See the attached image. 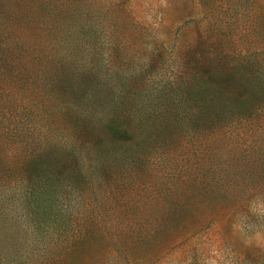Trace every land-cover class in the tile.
I'll return each instance as SVG.
<instances>
[{"label":"rangeland","instance_id":"obj_1","mask_svg":"<svg viewBox=\"0 0 264 264\" xmlns=\"http://www.w3.org/2000/svg\"><path fill=\"white\" fill-rule=\"evenodd\" d=\"M85 16L98 29L78 69L126 91L140 71L136 107L175 111L159 117L162 147L138 160L48 163L33 183L19 143L40 138L50 115L35 78L61 70L72 21ZM213 53L230 66L264 57V0H0V264H264V99L260 115L236 108L200 135L199 60Z\"/></svg>","mask_w":264,"mask_h":264},{"label":"trees","instance_id":"obj_2","mask_svg":"<svg viewBox=\"0 0 264 264\" xmlns=\"http://www.w3.org/2000/svg\"><path fill=\"white\" fill-rule=\"evenodd\" d=\"M78 18L75 22L73 19L70 37L63 43L67 47L63 58L58 60L61 62V70L53 71L51 76L39 71L35 78V84L40 88V95L45 102L41 111L50 115H46L45 123L43 119H38L43 121L38 124V120H35L36 114L33 115L31 110L22 112L23 116L27 112L28 116L29 113L32 115L30 121L33 125L37 123L39 127H45L40 138L30 135L29 140L26 138L19 143V148L23 147L20 158L30 170L28 177L33 183L43 180L41 167L48 163L68 162L70 167L78 170L88 166L101 169L121 163L127 155L131 156L133 161L138 160L151 146L160 145L157 143L160 136L166 138L162 133L167 128V121L163 122L159 117L166 119L170 114L167 113L168 109L173 108L152 103L139 104L136 107L135 99L141 96L146 83L145 76L142 77L140 71H133L134 73L126 78L130 81L126 91L119 89L120 85L110 74L94 73V70H87L86 67L83 70L78 69L88 60L83 54V44H90L98 29H93L92 25L87 24L86 16L83 20ZM258 55L255 54L256 59L252 60L238 56L239 59H236L237 62L235 65L232 63V66L226 58L214 53L205 65H202L203 60H199L200 135L218 132L216 128L221 127V118L228 116L236 108L243 111L245 116L260 115L262 106L259 103L258 106L255 101L261 97L264 99V57L258 58ZM221 60H225V63H220ZM246 69L259 72L246 74ZM216 77L222 84L214 81ZM206 80L210 83L206 84ZM235 82L242 87L240 90L236 88ZM124 84L123 82L122 85ZM137 86L142 87H139L138 92ZM125 97L134 98L131 100V106L123 104ZM247 100L249 104L244 103ZM54 115L59 116V119L51 120ZM243 119L246 118L239 120ZM30 121L28 119L24 124L21 120L18 125L27 132L35 129ZM212 123L214 126L209 127ZM63 124L69 126V129ZM70 179L72 185L78 183L77 177ZM32 191V194L37 193L34 189Z\"/></svg>","mask_w":264,"mask_h":264}]
</instances>
